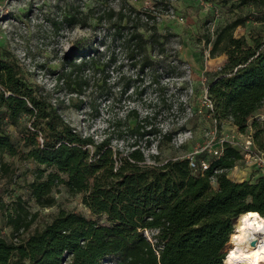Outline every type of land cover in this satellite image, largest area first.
Listing matches in <instances>:
<instances>
[{
    "label": "trees",
    "instance_id": "trees-1",
    "mask_svg": "<svg viewBox=\"0 0 264 264\" xmlns=\"http://www.w3.org/2000/svg\"><path fill=\"white\" fill-rule=\"evenodd\" d=\"M240 2L264 6V0ZM251 20L238 15L216 32L210 56L226 55L228 61L211 75L207 96L218 125L231 122L242 134L252 129L255 144L264 150V121L250 123L264 107V41L252 39L250 44L235 37L237 28ZM125 21L112 24L115 36L137 74H144L165 58V36L156 26L130 30L122 25ZM75 57L63 74L66 80L77 83L83 71L100 68L93 49ZM0 86V153L23 154L37 166L26 186L31 200L52 208L53 192L64 186L82 195L93 217L61 210L43 230L27 234L37 215H30L20 197L9 206L0 196V211L12 228L11 237L0 234V264H224L238 218L249 212L264 218V175L256 182L230 179L229 171L243 160L230 143L223 144L222 154L205 171L201 163L198 171L192 170L188 158L149 164L136 143L122 153L110 139L97 143L77 133L19 76L15 64L0 60ZM23 115L30 117L34 131L20 145L6 129ZM149 118L137 121L131 132L144 136ZM166 138L173 140L171 134Z\"/></svg>",
    "mask_w": 264,
    "mask_h": 264
},
{
    "label": "rangeland",
    "instance_id": "rangeland-1",
    "mask_svg": "<svg viewBox=\"0 0 264 264\" xmlns=\"http://www.w3.org/2000/svg\"><path fill=\"white\" fill-rule=\"evenodd\" d=\"M238 15L252 20L238 27L235 37H245L250 44L252 39L264 41V6L240 0L227 4L221 0H0V60L15 64L19 76L83 137L97 143L110 139L122 153L136 143L149 164L185 158L208 164L218 142L224 141L243 155L228 177L256 182L264 169L253 158H264V150L255 144L253 130L242 134L231 122L218 125L207 96L211 75L228 61L226 55L210 56L215 34ZM116 19H126L122 25L130 30L156 26L165 36V58H155L159 61L153 69L138 75L115 36ZM92 49L100 68L83 71L77 83L64 79L77 53ZM108 59L111 62L103 70ZM146 117L150 118L144 136H135L133 127ZM255 119L264 121V107L250 123ZM6 131L21 145L22 138L34 130L30 117L23 115ZM168 134L173 136L170 143ZM41 140L39 135L40 144ZM22 155L0 153V196L9 206L20 197L30 215H37L27 234L43 230L61 210L93 219L82 195L64 186L53 192L56 204L52 208H41L31 200L26 186L37 166ZM11 233L1 210L0 234L11 237ZM234 233H238L236 223ZM104 264L113 263L106 260Z\"/></svg>",
    "mask_w": 264,
    "mask_h": 264
},
{
    "label": "bare ground",
    "instance_id": "bare-ground-1",
    "mask_svg": "<svg viewBox=\"0 0 264 264\" xmlns=\"http://www.w3.org/2000/svg\"><path fill=\"white\" fill-rule=\"evenodd\" d=\"M236 227L224 264H264V218L249 212L238 218Z\"/></svg>",
    "mask_w": 264,
    "mask_h": 264
},
{
    "label": "built area",
    "instance_id": "built-area-1",
    "mask_svg": "<svg viewBox=\"0 0 264 264\" xmlns=\"http://www.w3.org/2000/svg\"><path fill=\"white\" fill-rule=\"evenodd\" d=\"M0 90H1V86H0ZM206 98H207V96H206ZM208 103H209L208 104L209 107L212 108V105H211V102L209 101V99H208ZM223 144H224V141H220V142H218L217 146L214 148V156L215 157H219L222 154ZM246 151L249 152V149H246ZM189 160H190L191 169L194 170L195 172L198 171L200 169V166L196 163L195 159L194 158H190ZM253 160L255 162H257L259 165H261V167L264 169V158H263V156H261V155L260 156H255L253 158ZM201 166H202V168H201L202 171L207 170L208 167H209V165L207 163H205V162L201 163Z\"/></svg>",
    "mask_w": 264,
    "mask_h": 264
},
{
    "label": "crops",
    "instance_id": "crops-1",
    "mask_svg": "<svg viewBox=\"0 0 264 264\" xmlns=\"http://www.w3.org/2000/svg\"><path fill=\"white\" fill-rule=\"evenodd\" d=\"M262 109H263V108H262ZM262 109H261V110H262ZM261 110H260V111H261ZM260 111H258L257 113H259ZM257 113H256V114H257Z\"/></svg>",
    "mask_w": 264,
    "mask_h": 264
}]
</instances>
